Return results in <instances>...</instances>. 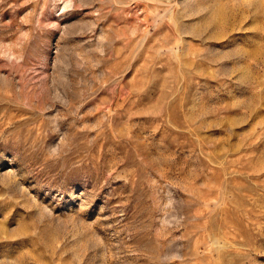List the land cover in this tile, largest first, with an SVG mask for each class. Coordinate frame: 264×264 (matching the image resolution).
<instances>
[{"label":"rangeland","instance_id":"obj_1","mask_svg":"<svg viewBox=\"0 0 264 264\" xmlns=\"http://www.w3.org/2000/svg\"><path fill=\"white\" fill-rule=\"evenodd\" d=\"M0 264H264V0H0Z\"/></svg>","mask_w":264,"mask_h":264}]
</instances>
